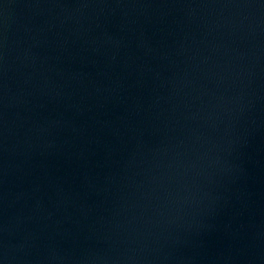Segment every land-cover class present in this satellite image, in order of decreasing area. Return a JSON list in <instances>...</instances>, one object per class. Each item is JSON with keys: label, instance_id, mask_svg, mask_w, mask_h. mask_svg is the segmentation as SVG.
I'll use <instances>...</instances> for the list:
<instances>
[{"label": "water", "instance_id": "95a60500", "mask_svg": "<svg viewBox=\"0 0 264 264\" xmlns=\"http://www.w3.org/2000/svg\"><path fill=\"white\" fill-rule=\"evenodd\" d=\"M0 264H264V0H0Z\"/></svg>", "mask_w": 264, "mask_h": 264}]
</instances>
